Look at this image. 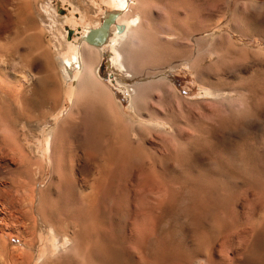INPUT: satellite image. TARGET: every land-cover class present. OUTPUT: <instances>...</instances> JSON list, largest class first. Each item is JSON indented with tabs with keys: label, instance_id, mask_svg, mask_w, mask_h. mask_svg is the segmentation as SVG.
<instances>
[{
	"label": "rangeland",
	"instance_id": "rangeland-1",
	"mask_svg": "<svg viewBox=\"0 0 264 264\" xmlns=\"http://www.w3.org/2000/svg\"><path fill=\"white\" fill-rule=\"evenodd\" d=\"M131 1L130 86L87 43L72 103L58 57L112 8L0 0V264H264V0Z\"/></svg>",
	"mask_w": 264,
	"mask_h": 264
},
{
	"label": "bare ground",
	"instance_id": "bare-ground-1",
	"mask_svg": "<svg viewBox=\"0 0 264 264\" xmlns=\"http://www.w3.org/2000/svg\"><path fill=\"white\" fill-rule=\"evenodd\" d=\"M102 2H104L105 4L109 5L112 9L111 10H108L106 11L104 17L102 18V20L108 16V14L110 12H113L116 15V19L114 21L113 24H111L110 28H109V31H108V35H107V40L105 42V45L104 46H100V47H97L99 48L101 51L104 49V47L106 46L107 48L110 49V56L108 57V60L106 62L107 64V70L110 72V78L111 80L113 79V81L117 78H122L121 80L124 81V84L126 85L127 84V87H128V81L126 78H123L121 75H123V63H122V59H121V51H120V46L122 45V43L124 41H129L130 43H135L137 41H141V36L139 35V32H138V28H139V25L137 24V17H134V16H131L129 15V10L131 8V5H132V1L131 0H101ZM131 11V10H130ZM70 17V20L72 19V21H74V19L69 15ZM82 17V16H81ZM80 17V18H81ZM102 20H100L99 22L95 23L94 25H90V26H87V27H84L82 29V32L80 33V36L77 38V40L73 43L71 42H67V49L68 50H74L73 52V55L71 57H66L65 55L63 54H60V56L58 57V66H59V71L62 75V77L64 78L66 85H69L70 87H73L74 91L71 93V102L73 103H77V100H79L80 96L86 92L90 87H88L89 85H91L92 83L91 80L93 81L96 77V75L98 76V74L95 75V72L96 69H93V65L90 61H88V59L85 58L83 52L81 51V48L84 46H87V42L85 40V34L87 32V30H89L90 28H95L97 26L100 25V23L102 22ZM140 23V22H139ZM115 24H120L123 26V29L121 32H118L116 30V27H115ZM142 24V23H141ZM143 26V25H142ZM72 28V27H71ZM141 34V33H140ZM79 35V33H78ZM143 35V34H142ZM143 37V36H142ZM144 41V40H143ZM66 42V41H65ZM93 46V45H91ZM90 46V47H91ZM86 48V47H85ZM89 48V47H88ZM96 48V47H95ZM92 49V47H91ZM90 49V50H91ZM94 49V48H93ZM97 50V49H96ZM123 54V53H122ZM57 59V58H56ZM24 73V72H23ZM27 74V73H26ZM52 75V74H51ZM32 76V75H31ZM26 77V76H25ZM125 77V76H124ZM24 78V77H23ZM144 78V77H143ZM25 79V78H24ZM147 79H142V82H145V84L147 83ZM90 83V84H89ZM98 83H101V82H98ZM46 84V83H45ZM142 83V85H140L139 87H144L143 85H145ZM76 85V86H75ZM47 86V85H46ZM130 86V85H129ZM147 86V84H146ZM49 87V86H48ZM64 87V86H63ZM69 87V88H70ZM126 87V86H125ZM138 87V88H139ZM34 89V88H33ZM41 89V88H40ZM90 90V89H89ZM88 90V91H89ZM141 92L139 91V93H142V89H140ZM48 91V90H47ZM56 91V90H55ZM138 91L136 92L135 91V94H133L132 98H131V101L132 103H135L136 104V101L137 100H140V98H142L141 94H139ZM43 94V93H42ZM40 95V94H39ZM44 95H45V92H44ZM90 95V94H89ZM39 98H42V95L41 97ZM38 98V99H39ZM43 99V98H42ZM45 100V99H44ZM51 100V99H50ZM110 100V99H109ZM49 101V99H48ZM43 103V101H40V103ZM45 102V101H44ZM50 102V101H49ZM103 102V101H102ZM48 103V102H47ZM53 103V102H52ZM131 103V105H132ZM44 104V103H43ZM46 104V103H45ZM74 105V104H73ZM113 105V104H112ZM106 106V105H105ZM74 107V106H73ZM116 106H112V108ZM111 108V107H110ZM103 109V108H102ZM113 112V111H112ZM117 111L115 110V113ZM113 114V113H112ZM117 115V113H116ZM118 121V120H117ZM116 121V122H117ZM50 139V133L47 134V137H46V140H44V149H48L49 148V145H50V142L51 140ZM55 140V139H54ZM52 143L53 142V139H52ZM51 143V144H52ZM54 145V144H53ZM51 148V147H50ZM67 148V147H66ZM52 149L54 150L55 148L52 147ZM61 149V148H59ZM51 150V149H50ZM56 150V149H55ZM54 150V151H55ZM62 150V149H61ZM63 151V150H62ZM61 151V153H62ZM61 153L59 152L60 156H63V154L61 155ZM67 153V152H66ZM65 154V153H64ZM66 157V156H65ZM61 158V157H60ZM63 158V157H62ZM61 158V159H62ZM60 159V160H61ZM65 159V158H64ZM63 161V160H61ZM64 162V161H63ZM63 162H61L63 164ZM67 164V163H66ZM65 166V165H64ZM63 166V167H64ZM8 217V216H7ZM8 223V222H7ZM11 223V222H10ZM18 223V222H16ZM22 223V222H21ZM69 223V222H68ZM44 225V224H43ZM13 226V225H12ZM25 226V225H24ZM67 226V225H66ZM62 227V226H61ZM6 228V227H5ZM33 228V227H32ZM60 228V227H59ZM57 228V229H59ZM69 228V227H68ZM57 229L55 230V232L57 231ZM67 230V229H66ZM65 230V232H66ZM63 231V230H62ZM52 232H54V230L52 229ZM51 232V233H52ZM64 232V233H65ZM69 232V230L67 231ZM34 233V232H33ZM74 233V232H73ZM50 234V233H49ZM69 234V233H68ZM64 235V234H63ZM71 235V234H70ZM58 236V235H57ZM60 236V235H59ZM75 237V236H74ZM21 238V237H20ZM58 238V237H57ZM60 238V237H59ZM61 239V238H60ZM60 239H58L60 241ZM30 240V239H28ZM52 240V239H51ZM56 240V239H55ZM31 241H33L31 239ZM71 241V239H70ZM28 242V241H27ZM49 241H47L48 243ZM58 242V241H57ZM32 243V242H31ZM52 243V242H50ZM54 244V243H53ZM52 244V245H53ZM62 244V243H61ZM30 245V243H29ZM33 245V244H32ZM48 245V244H46ZM51 245V244H50ZM79 244H77L78 246ZM65 246V245H64ZM71 246V245H70ZM50 247V246H49ZM54 247V246H53ZM51 247V248H53ZM56 247V246H55ZM59 247V245H58ZM69 248V246H68ZM75 248V247H74ZM71 249V248H70ZM73 249V247H72ZM14 250V248H13ZM60 250V249H59ZM74 250V249H73ZM76 250V249H75ZM5 251V250H4ZM16 251V250H15ZM46 251V250H45ZM50 251V250H49ZM58 251V250H57ZM68 251V249H67ZM81 251V250H80ZM79 251V252H80ZM2 252V251H1ZM6 252V251H5ZM27 252V251H26ZM63 252H66V251H63ZM76 252V251H75ZM78 252V253H79ZM20 253V252H19ZM29 253V252H28ZM57 253V252H56ZM60 253V252H59ZM61 254V253H60ZM59 254V255H60ZM75 254V253H74ZM81 254V253H80ZM2 255V254H1ZM28 255V254H27ZM26 255V256H27ZM48 255V253H47ZM55 255V253H54ZM58 255V253L56 254ZM78 255V254H77ZM85 254L83 253L82 256H84ZM43 256V255H42ZM8 257V256H7ZM49 257V256H48ZM52 255H51V259H52ZM25 258V257H24ZM35 258V257H34ZM50 258V257H49ZM55 258V256L53 257ZM2 259V258H0ZM4 259V258H3ZM20 259V258H19ZM82 259H84L83 257L81 258V261ZM5 260V259H4ZM8 260V259H7ZM27 260V259H26ZM49 260V259H48ZM47 260V261H48ZM55 260V259H54ZM53 260V261H54ZM38 261V260H37ZM36 261V262H37ZM50 261V260H49ZM56 261V260H55ZM58 261V260H57ZM1 262V261H0ZM21 262V261H20ZM24 262V261H23ZM28 262V261H27ZM34 262V261H33ZM93 262V261H92ZM10 263V262H9ZM59 263V262H58ZM54 264V263H53ZM62 264V263H61Z\"/></svg>",
	"mask_w": 264,
	"mask_h": 264
},
{
	"label": "water",
	"instance_id": "water-1",
	"mask_svg": "<svg viewBox=\"0 0 264 264\" xmlns=\"http://www.w3.org/2000/svg\"><path fill=\"white\" fill-rule=\"evenodd\" d=\"M116 15L117 14L110 12L108 14V16L102 20V22L100 23L99 26H97L95 28H90L89 30H87V32L85 34L86 42L88 44L96 46V47L104 46L105 42L107 40L109 28H110L111 24L114 23V21L116 19ZM115 27H116V30L118 32H121L123 29V26L120 24H115ZM73 32H74V30L72 28L67 27V38L68 39L71 38V34H73ZM103 65L107 68L106 62Z\"/></svg>",
	"mask_w": 264,
	"mask_h": 264
}]
</instances>
